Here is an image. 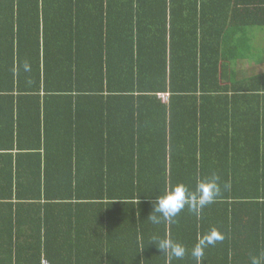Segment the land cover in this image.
Returning a JSON list of instances; mask_svg holds the SVG:
<instances>
[{
    "label": "trees",
    "instance_id": "1",
    "mask_svg": "<svg viewBox=\"0 0 264 264\" xmlns=\"http://www.w3.org/2000/svg\"><path fill=\"white\" fill-rule=\"evenodd\" d=\"M263 162L264 0H0V264H251Z\"/></svg>",
    "mask_w": 264,
    "mask_h": 264
},
{
    "label": "clouds",
    "instance_id": "2",
    "mask_svg": "<svg viewBox=\"0 0 264 264\" xmlns=\"http://www.w3.org/2000/svg\"><path fill=\"white\" fill-rule=\"evenodd\" d=\"M220 193L219 185L215 178L201 180L195 192L190 191L183 183H177L170 188H167L162 195L155 198L153 202V210L149 215L153 223L158 224L161 221H174L175 218L187 206L193 212L202 209L207 204L211 203ZM222 237L216 236L214 233L205 236L192 248V256L199 260L203 256V249L207 244H213L217 239ZM162 253L171 258H183L186 248L171 239L164 238L158 241V246L155 245ZM251 264H264V257L253 256Z\"/></svg>",
    "mask_w": 264,
    "mask_h": 264
},
{
    "label": "built area",
    "instance_id": "3",
    "mask_svg": "<svg viewBox=\"0 0 264 264\" xmlns=\"http://www.w3.org/2000/svg\"><path fill=\"white\" fill-rule=\"evenodd\" d=\"M158 97L160 98V100L163 103H169V100H170V95L169 94L162 93V94H159ZM43 264H49V262L48 261H44Z\"/></svg>",
    "mask_w": 264,
    "mask_h": 264
},
{
    "label": "bare ground",
    "instance_id": "4",
    "mask_svg": "<svg viewBox=\"0 0 264 264\" xmlns=\"http://www.w3.org/2000/svg\"><path fill=\"white\" fill-rule=\"evenodd\" d=\"M228 145V144H227ZM258 148V147H257ZM224 150V149H223ZM259 151V150H258ZM226 152V151H225ZM256 152H257V150H256ZM216 159V158H215ZM229 159V158H228ZM221 160H223V159H221ZM224 161H226L227 162V159L226 160H224ZM232 163V162H231ZM263 164H264V162H263Z\"/></svg>",
    "mask_w": 264,
    "mask_h": 264
},
{
    "label": "crops",
    "instance_id": "5",
    "mask_svg": "<svg viewBox=\"0 0 264 264\" xmlns=\"http://www.w3.org/2000/svg\"><path fill=\"white\" fill-rule=\"evenodd\" d=\"M26 192V191H25Z\"/></svg>",
    "mask_w": 264,
    "mask_h": 264
}]
</instances>
